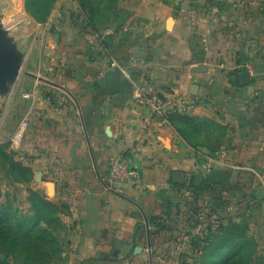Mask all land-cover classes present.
<instances>
[{
  "label": "crops",
  "instance_id": "crops-1",
  "mask_svg": "<svg viewBox=\"0 0 264 264\" xmlns=\"http://www.w3.org/2000/svg\"><path fill=\"white\" fill-rule=\"evenodd\" d=\"M81 6L57 0L43 23L24 13L7 31L16 56L18 30L35 41L25 75L0 88V160L27 168L11 176L51 208L38 212L46 237L0 263L264 264V0ZM18 10L4 17L18 21ZM119 67L148 93L190 96L195 109L148 122L129 91L106 93L104 76ZM111 158L136 178L116 181ZM203 166L228 180L206 179ZM3 197L0 182V210Z\"/></svg>",
  "mask_w": 264,
  "mask_h": 264
},
{
  "label": "rangeland",
  "instance_id": "rangeland-1",
  "mask_svg": "<svg viewBox=\"0 0 264 264\" xmlns=\"http://www.w3.org/2000/svg\"><path fill=\"white\" fill-rule=\"evenodd\" d=\"M37 1L38 3H40V6L36 4L35 6L32 7L33 8L32 11L34 12L37 19H40L42 14L45 15L46 9L51 8L52 10V8L54 7V4L57 2V0H54V3H52L53 5L51 4L48 7L47 6L48 3L52 2L53 0H37ZM81 1L83 5L81 6L82 8H84L85 10L90 9L93 13H95L97 9H101L100 4L102 3L103 0H81ZM169 1L171 0H165L164 2H169ZM19 2H22L23 6L18 5L16 0L14 1L0 0V30H2L4 34L2 37L3 41L8 42V44L10 41V38L7 35L8 29L10 28L20 29L21 22H19V20L21 16L24 15V13L33 18L32 11H30L28 7H26V0H19ZM20 8L22 12L20 11ZM15 9H19L18 13H20V15H17L16 17L18 18V21H15L14 19L13 22H10L9 16L4 17V15H6L9 10L14 11ZM4 19H6L7 22L4 21ZM21 35H24V33L21 34L20 30H18V38L16 40L14 39V43L16 47L15 50L16 52H18V55H17L18 65L20 66H21V60L26 54V50L31 48V46L33 45L35 41V38L33 35H30L28 38H24V36L22 37ZM22 42L23 44H21ZM21 45L23 47L22 51L19 49V46ZM26 72H27V69L22 68L17 77H19V75L20 76L25 75ZM1 112L2 110H0V119L2 118ZM17 118L18 117L15 118L14 116L13 120ZM13 155L15 159L19 158V155L17 152L15 153L14 151ZM11 175H13L14 177H17L18 179H25L24 176L19 175L12 168L4 167V165L2 164V161L0 160V182L2 186V193H4V197L2 198V201H4L5 209L8 211L7 220L3 221L2 225H0V249H1L0 253L4 255H6V251H4L6 250L5 249L6 246L4 244L5 238L3 237L8 232V230L6 231L5 229H9V227H12L13 228L12 231H16L15 228L17 227V225H20L21 223L20 220H24L28 218L34 219L35 214H36V210H34L33 205L36 203L37 199L33 196L31 197L25 196V194L22 192L24 189L21 188L19 185L20 182L17 181V179L15 181V178L12 177ZM40 234L41 233L39 232L37 233L35 242L40 237L44 239V235H40Z\"/></svg>",
  "mask_w": 264,
  "mask_h": 264
},
{
  "label": "built area",
  "instance_id": "built-area-1",
  "mask_svg": "<svg viewBox=\"0 0 264 264\" xmlns=\"http://www.w3.org/2000/svg\"><path fill=\"white\" fill-rule=\"evenodd\" d=\"M112 67H116L115 64H111ZM120 73L131 82V89L129 91V102L135 107L141 108L146 114V120L157 121L161 124L167 123V116L171 113L178 114H189L195 107L196 102L190 96H179L173 93L157 95L146 92L142 87L137 86L127 73L122 68H118ZM252 75L253 72H250ZM110 168L112 177L116 181H122L126 178L135 179L136 173L134 170L128 167L127 161L123 159L111 158ZM204 170L203 176L206 179H210L211 168L203 166ZM263 208H264V198H263ZM196 236L199 238L204 237L205 228L202 225L195 227Z\"/></svg>",
  "mask_w": 264,
  "mask_h": 264
},
{
  "label": "trees",
  "instance_id": "trees-1",
  "mask_svg": "<svg viewBox=\"0 0 264 264\" xmlns=\"http://www.w3.org/2000/svg\"><path fill=\"white\" fill-rule=\"evenodd\" d=\"M160 2H164L165 0H157ZM54 3V0L50 3L45 4L48 7ZM36 4H38L40 6V3H38L37 0H26V7H28V9L30 11H32V7L35 6ZM53 5V4H52ZM47 8V7H46ZM84 9V8H83ZM51 8L46 9L45 11V15H41L40 19H37V17L35 16L34 12L32 11V16H33V20L37 23H43L46 18L48 17V15L50 14ZM179 115L178 113H171L167 116V122L169 123L172 119V117ZM10 168H12L15 172H17L19 175H22L24 177H27L28 174L30 173V171L27 168L22 167L19 164L16 163H12V165L10 166ZM33 197H35L37 199L36 203L33 205L34 210H36V214H35V218L31 219H24V220H20L21 223L20 225H17V227L15 228L16 231H12V227H9V229H5L6 231L8 230V232L6 233V235L3 237L5 238V246H6V250L4 251H8V252H12L15 249H20V248H32V246L34 245L35 242V238L37 236L38 232H41L40 235H44L43 230H40V228H38V222L40 219V215L38 214L39 209L42 210V213L44 214H48V210H50V205L49 204H44L37 196L33 195ZM44 205V206H43ZM8 211L5 209V207H2V209L0 210V225H2V222L7 220L8 218ZM154 220H156L155 218H152L149 220V222H153ZM196 225H197V221H195ZM6 225V224H5ZM46 237V235H44V238ZM42 238V237H40ZM38 238V239H40ZM37 239V240H38ZM36 240V242H37ZM35 242V243H36ZM244 247H241L238 250V255L241 254L243 252ZM1 250V249H0ZM247 251L249 252V249L247 248ZM222 264H249V262H245L244 260H227L225 262H223Z\"/></svg>",
  "mask_w": 264,
  "mask_h": 264
},
{
  "label": "water",
  "instance_id": "water-1",
  "mask_svg": "<svg viewBox=\"0 0 264 264\" xmlns=\"http://www.w3.org/2000/svg\"><path fill=\"white\" fill-rule=\"evenodd\" d=\"M3 32L0 30V88L4 89L6 80L14 79L21 71V66L18 65V57L15 55L12 47L8 42L3 41ZM196 72H205L206 68L203 65H199L194 70ZM249 81L248 75H244L239 78V85L243 86ZM104 89L107 94L114 95L119 93H126L131 89V82L128 79H123L119 74L113 76L106 74L104 76ZM229 178L228 173L221 170L213 171L210 175L211 181L214 183H225ZM202 182V178L199 176L196 179L195 185L199 186ZM150 248V243H149ZM150 264H152L150 262Z\"/></svg>",
  "mask_w": 264,
  "mask_h": 264
}]
</instances>
